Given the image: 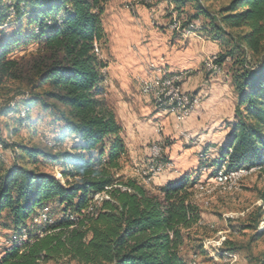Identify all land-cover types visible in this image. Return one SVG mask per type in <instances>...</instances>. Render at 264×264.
I'll return each mask as SVG.
<instances>
[{"label": "trees", "instance_id": "obj_1", "mask_svg": "<svg viewBox=\"0 0 264 264\" xmlns=\"http://www.w3.org/2000/svg\"><path fill=\"white\" fill-rule=\"evenodd\" d=\"M166 1L179 16L189 15L177 19L174 30H204L221 48L215 63L231 61L234 119L217 156L211 160L209 149L202 151L200 168L216 167L212 176L223 168L229 173L264 165V0H228L217 7L215 3L224 0ZM106 3L0 0V74L17 65L7 58L10 51L36 43L40 51H47L33 63L34 88L50 87L42 93L19 94L25 95L16 104L0 106V117H16L20 127H28L30 113L39 104L58 112L62 136L74 139L70 148L57 153L5 144L17 152L12 155L14 163L0 172V227L12 232L0 264H48L61 258L78 264H188L183 251L192 235L199 233L202 220L194 200L198 177L185 174L157 186L154 194L135 180L117 176L127 151L124 129L99 97L107 81L103 71L107 61L98 48L104 38ZM188 8L194 13L189 14ZM201 17L207 23L193 29ZM13 25L17 30L7 34ZM53 140L63 142L61 135ZM47 145L51 150L55 146ZM40 157L59 162V176L37 169ZM102 192L110 199L96 206V215L82 216L93 206L92 196ZM54 203L61 207L60 216L50 206Z\"/></svg>", "mask_w": 264, "mask_h": 264}, {"label": "rangeland", "instance_id": "obj_2", "mask_svg": "<svg viewBox=\"0 0 264 264\" xmlns=\"http://www.w3.org/2000/svg\"><path fill=\"white\" fill-rule=\"evenodd\" d=\"M227 1L215 3L214 6L217 7ZM188 13L193 14L194 11L188 8ZM178 16L177 11L166 0H142V2L139 0H107L105 11L102 15L104 38L98 47L100 56L111 63L114 61V50L112 49L114 44H119L120 40L128 38L131 40L133 51H137L135 47L138 45L144 46L148 37L153 33L160 35L163 33L169 38L171 45L177 44L178 46L183 43H177V40L184 38H194L200 41L205 39L207 33L204 30L202 32H196L192 29L191 31L174 30L172 25L175 21L177 19L180 21L185 20L189 15L183 12ZM198 20L202 25L203 21L205 24L207 23L202 17L195 20V22H199ZM200 27L198 29H201ZM192 28L195 29L194 27ZM16 30L15 25H13L6 33L11 34ZM185 32H192L193 34L184 35ZM194 34L201 35V39ZM2 35L3 33L0 32V38ZM39 48L41 47L38 44L31 43L27 46H18L9 52L7 58L16 60L17 65L8 74H0V106L9 101L16 104V100H21L25 95L19 94L30 91L36 94L37 92L42 93L43 90L50 89L47 84L41 89L34 88L36 75L35 71L32 70L33 63L44 56L47 51H40ZM217 54L209 53L208 55L214 58ZM164 62L169 67L165 60ZM208 62L209 57L205 61L206 67H208ZM146 63L148 62H143L142 65H146ZM146 66L144 68H147ZM219 66L221 70H228V75L230 76V60ZM103 71L106 72L105 68ZM110 79H112L110 84L102 83V94L99 97L103 99L107 107L115 112L118 122L120 124L125 122L128 126L126 127L127 129L123 127L125 138L129 128V124L126 122L129 114L135 116L136 121L132 123L133 125H130V129L135 128V132L140 139L138 144H140V149H142V152L137 155V148L130 147L131 143L127 146L125 141L127 151L126 155L120 159L121 169L118 171L117 176H120L124 181L135 180L140 186L154 194H158L157 186L163 185L165 178L170 173L176 174L180 171V168L187 169L188 172L191 171L190 173H193L194 177H198V182L207 181L216 167L200 168L199 164L193 170L190 169V159L198 153L186 155V157L178 161L182 164L180 166L179 163H176L177 161H174V158L178 157L177 151L182 147L173 146V143L178 139H172V136L164 135L157 139L151 127L155 126L154 124L159 120L154 119L153 116L158 110L164 111L157 107L155 101L151 97L150 99L146 95V97L143 96L144 94L142 95V92H140V86H137L135 90L132 88L124 92L119 90V86H116V80L113 77L110 76ZM129 79L124 80L127 85L129 84V87H131L129 83L131 81L138 84L134 77ZM183 85L184 82L182 83L183 91L191 95L192 93L184 90ZM57 113L51 109L45 110L38 104L30 113L31 122L28 127H20L19 120L16 117H0V154L2 155V159L0 157V166L8 167L12 165L14 163L12 155L17 152L9 148L8 152L10 153H6L5 144L20 143L26 146L39 147L52 153L70 148L74 139L70 135L62 136L64 125L63 121L58 118ZM60 135L63 138L62 143L53 140ZM45 140L54 143L55 146L51 147L53 148L52 150L44 146V144L47 145ZM3 142L4 145H2ZM153 145L160 147V156L156 157L153 155ZM218 150H209L211 152V160L215 158L214 156H216ZM198 157L199 159L201 158L200 156ZM199 162H201V159ZM157 167H161L162 172L154 174L152 170ZM36 168L59 176L61 165L59 162L44 160L43 157H40ZM196 184L194 200L200 206L202 220L198 230L199 233L192 235V239L188 241L183 251L188 264H264V169L245 174L235 183L236 185L234 184L235 186L217 183L216 181L205 182L202 187H196ZM98 194L96 193L92 196L93 203L91 205L95 207V211L96 206H101L103 196L99 194V197ZM105 199H110V197ZM50 206L54 213L60 216L61 207L57 203L50 204ZM43 211L48 212V208H44ZM82 216H84V213H82ZM10 235H12V232L6 233L4 229L0 228V237H2V239L0 238V253L4 246L8 244L7 240ZM200 244L203 246L202 249L199 248ZM202 250H205V252ZM48 264L78 263L75 260L70 261V259L61 258L59 262L50 261Z\"/></svg>", "mask_w": 264, "mask_h": 264}, {"label": "crops", "instance_id": "obj_3", "mask_svg": "<svg viewBox=\"0 0 264 264\" xmlns=\"http://www.w3.org/2000/svg\"><path fill=\"white\" fill-rule=\"evenodd\" d=\"M186 34L193 33L185 32L184 35ZM194 35L201 39V35ZM181 42L183 44H180V46L177 44L171 45L166 35L163 33L162 35L153 33L148 37L144 46L138 45L135 47L137 51H133L134 48L132 47L130 39L124 38V40H120L119 44H116L117 46L114 44L112 47L114 50V61L110 63L107 60V68H105L107 81L103 83L110 84L112 80L110 79L111 76L116 80V86H119V90L124 92L132 88L135 90L137 86H141L142 80L149 75L148 67L151 62H156L159 65L167 67L164 62L165 60L172 71L186 70L187 79L183 85L184 90L192 93L191 96L193 97L201 96V105L184 119L178 118L174 113H164L158 110L153 118L159 121L151 129L157 136V139H160L162 135L172 136V139H178L173 143L174 147L182 146L177 151L178 157L174 158V161H177L176 163H179L178 161L186 157L189 153H198L190 159L189 167L193 170L200 164L199 160L201 158L199 159L198 156L201 155L206 147L209 150H218L227 142L230 125L234 119L236 97L230 82L228 70H221L220 72L208 71L205 65L209 53L213 54L221 51L217 41L207 35L202 41L194 38L177 40V43ZM143 62H148L146 63L147 66L145 64L142 65ZM144 66L147 68H144ZM133 77L139 85L131 81L129 82L131 87H129V84L127 85L124 80H127V78L133 79ZM147 97L150 98L149 96ZM134 121H136L135 116L129 114V118L126 121L129 124V128L126 132V138L124 135V140L127 146L131 143L130 147L137 148L138 155L142 152L140 144H138L140 139L135 132V128L130 129V125H133L132 123ZM121 125H125L123 126L125 128L128 127L125 122L124 124L121 123ZM5 152L10 153L8 149ZM207 156H211L210 151ZM0 157L2 158L1 154ZM179 165L182 166L181 163ZM4 168V166H0V172ZM190 172L187 169L180 168V171L176 174L170 173L165 178L164 184L172 180H177L185 174H190ZM5 232L7 233L9 231L5 230ZM0 238L2 239V237Z\"/></svg>", "mask_w": 264, "mask_h": 264}, {"label": "bare ground", "instance_id": "obj_4", "mask_svg": "<svg viewBox=\"0 0 264 264\" xmlns=\"http://www.w3.org/2000/svg\"><path fill=\"white\" fill-rule=\"evenodd\" d=\"M199 23L200 21L195 22L192 25V27H194L195 29H198L201 24ZM207 65H208L207 67L208 71H210V61L207 63ZM148 70H149V75L145 79L142 80L140 90L142 94L151 97L155 101L157 107L160 108V110H163L164 112H168V113H175L177 114L178 118L183 119L186 116H188L192 112V110H194L195 108H198L201 105L202 100L200 97H197V96L193 97L183 91L182 89L183 82L179 84L177 88H175V81L173 78L179 75V71H172L168 67L164 65H159L156 62L149 63ZM215 71L219 72L220 70H215ZM165 79L167 80V88L174 89V92H172L171 94H165V91H166ZM24 112L25 110L23 108L21 113L24 114ZM45 142L49 145H53L52 142H49L46 140ZM155 147L157 148L158 152L152 149L153 155H155L156 157L160 156V147H158V145H155ZM152 165H155V164H152ZM262 167H264V165H255L250 168H241V169L229 172V173L225 172L224 171L225 168H223L222 170L217 171L212 176H229L228 180L216 181V182L221 183V184L225 183V184H229L230 186H232L245 174H249L252 171L259 170ZM161 170H162L161 167H157L156 169H153L152 172L154 174H158ZM201 182L202 181H199L198 184H196V187L197 186L202 187ZM122 186L123 185H120L119 187L123 190L127 189V186H123V187ZM107 189H110V188L108 187ZM99 194L103 195L102 200H104L105 198H109V195L107 192H102ZM95 200H98V199H95ZM83 213L84 215H88V216L96 215L93 206H90L88 209L84 210ZM43 217L45 220L48 219L45 214ZM71 218L76 219L74 218V216H71ZM50 222L52 221L50 220Z\"/></svg>", "mask_w": 264, "mask_h": 264}, {"label": "built area", "instance_id": "obj_5", "mask_svg": "<svg viewBox=\"0 0 264 264\" xmlns=\"http://www.w3.org/2000/svg\"><path fill=\"white\" fill-rule=\"evenodd\" d=\"M139 1L142 2V0H139ZM172 28L175 29L174 24H173ZM216 57L217 56H214V58H211L209 56L210 71L221 70L220 66L215 63ZM173 79L175 81V88H177L179 84H181L182 82H185V80L187 79V71L186 70H180L179 75L174 77ZM165 83H166L165 94H171L172 92H174V89H168L167 88V80L166 79H165ZM152 149L154 151L158 152L155 145H153ZM228 179H229V176H210L207 181H202V184H205V182H208V181H223V180H228ZM76 219H77V216H76Z\"/></svg>", "mask_w": 264, "mask_h": 264}]
</instances>
